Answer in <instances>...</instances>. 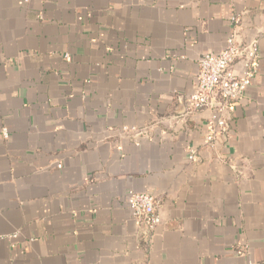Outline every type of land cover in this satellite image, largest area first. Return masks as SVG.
<instances>
[{"label": "crops", "instance_id": "crops-1", "mask_svg": "<svg viewBox=\"0 0 264 264\" xmlns=\"http://www.w3.org/2000/svg\"><path fill=\"white\" fill-rule=\"evenodd\" d=\"M232 15L259 67L210 147L185 95ZM0 264H264V0H0Z\"/></svg>", "mask_w": 264, "mask_h": 264}, {"label": "built area", "instance_id": "built-area-1", "mask_svg": "<svg viewBox=\"0 0 264 264\" xmlns=\"http://www.w3.org/2000/svg\"><path fill=\"white\" fill-rule=\"evenodd\" d=\"M238 17L230 16L232 30L227 35L223 47L217 52L205 51L198 59V71L195 75V87L185 95L192 110L210 109L211 114L206 124L205 142L212 147L218 129L227 127L235 103L241 99L250 86L251 79L258 71L256 40L240 42L236 23ZM242 63V72L236 73L233 65ZM124 126L121 132L132 131ZM137 130L134 129V132ZM8 129L2 128L4 138L8 137ZM195 150L189 149L188 159L194 161ZM126 205L134 218L138 230L143 229L144 243L160 223L157 200L150 192L128 191Z\"/></svg>", "mask_w": 264, "mask_h": 264}]
</instances>
